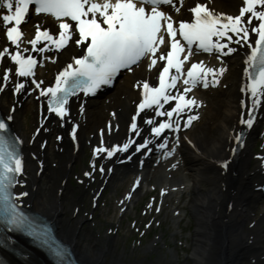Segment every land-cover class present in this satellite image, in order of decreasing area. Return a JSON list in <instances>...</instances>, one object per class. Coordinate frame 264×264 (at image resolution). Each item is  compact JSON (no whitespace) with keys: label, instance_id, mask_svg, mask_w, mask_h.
Returning a JSON list of instances; mask_svg holds the SVG:
<instances>
[{"label":"bare ground","instance_id":"obj_1","mask_svg":"<svg viewBox=\"0 0 264 264\" xmlns=\"http://www.w3.org/2000/svg\"><path fill=\"white\" fill-rule=\"evenodd\" d=\"M195 2L197 0H188L179 13L173 12L172 15L180 18L188 13V7ZM200 2L225 14H238L239 7L242 6V0ZM255 23L254 20L253 26ZM37 24H45L48 28L52 26L53 31L58 32L57 22L39 16V21L35 18V21L24 28L25 41L32 40L30 37L37 29ZM2 31L3 23L0 22V46H9ZM254 36V33H250L247 43H237L233 38L229 46L235 51L221 56L220 60L215 59V53L196 55L195 59L203 61L206 66L223 67L224 71L219 74L218 83L214 86L209 82L207 88L200 85L190 93L198 103L190 114L181 115L183 128L176 135L182 142L179 149L168 155L174 146L170 144L169 152L159 154L150 164L141 155H135L136 159H129V154L133 155L134 149H128L122 154L119 152V155L113 157H108L106 153L94 155V149L98 146L126 143L129 136L127 125L134 115L135 104L140 96L141 87L135 86L136 81L147 80L153 83L157 78L158 68L149 71V64L146 63L144 70L126 75L113 94L97 101L81 97L75 99L70 103L69 117L63 122L48 114L44 108L45 100L36 91H32L30 85L27 91L14 97L12 87L16 77L15 80H10L0 92V110L11 117V125L22 142L23 173L19 179H23L24 183L16 185V191L25 193L19 197L21 202L51 221L57 236L67 243L78 260L85 264H120L116 259L113 262H105L103 259L111 243L107 236L104 240L96 239L95 242L96 237L86 239L89 235L83 225L91 222V219L87 213L80 214L79 206L87 195L90 194L97 200L104 187L113 183L118 185L123 178L142 179L146 184L157 179L161 191L171 198L175 197L178 202H181L184 195H188V207L195 224L190 235L189 262L185 260V264H264V216L260 220L255 216L257 206L264 196V159H261L264 152L258 156L253 152L255 144L263 140L264 97L258 105V119L249 129L241 151L234 162H228L235 144V134L244 118L245 107L241 106V101L245 99V95L241 91V85L244 84L248 44L253 41ZM24 46L32 47L27 43ZM75 48L71 44L63 52L56 50L46 55L30 52L25 55L41 57L43 62L36 78L42 79L43 85L48 86L52 82L49 80L48 64L64 67L74 55ZM45 56L52 59H44ZM28 91L33 93L28 95ZM81 105L83 113L80 112ZM30 113L33 115L34 126L41 128L36 137H29L24 131L25 119ZM189 115L198 118L184 127ZM146 119H155L157 122L160 117L153 110L143 115L141 138L147 136L151 127L145 124ZM76 124L79 125V138L75 145L70 143L69 135ZM102 131L103 137L100 135ZM152 139L157 144L161 140ZM166 139L172 142L168 137ZM87 149L92 152L91 163L94 161L95 164L100 162L105 166L115 165L118 170L112 176L102 175L97 190L94 188L96 179L85 175L90 169L83 167ZM144 161L145 165L142 164ZM221 161L226 162L223 167ZM78 166H82L79 174L76 173ZM75 174L79 186L77 192L70 185V178ZM129 194L130 199L127 198ZM129 194H125L119 202L123 211H127L129 205L135 203V195ZM70 200L73 207L69 208L70 216L67 217L65 213ZM175 205L177 204L173 205L176 208L174 222L179 226L186 212ZM170 253L172 258L169 264H180L177 251ZM10 264L49 263L39 253L31 250L25 257L12 258Z\"/></svg>","mask_w":264,"mask_h":264},{"label":"snow or ice","instance_id":"obj_2","mask_svg":"<svg viewBox=\"0 0 264 264\" xmlns=\"http://www.w3.org/2000/svg\"><path fill=\"white\" fill-rule=\"evenodd\" d=\"M182 6L183 0H0V8L7 10L2 19L9 41V46H0V91L15 77L32 78L31 82L35 84L33 91L39 89L40 96L48 98L47 110L63 122L70 115L71 97L81 92L95 96L102 86L112 85L122 70L130 72L133 65L150 58L149 71L162 62V71L158 73L159 86H151L147 80L136 81L135 86L143 89V100L132 117L131 129L139 136L143 129L138 127L136 118L145 109H152L156 116L167 117L159 124L155 119L144 121L151 126L150 136L159 138L165 130L179 131L181 114L198 103L194 96L188 98V94L201 83L207 88L208 76L212 77L214 86L219 74L224 71L223 67L206 66L203 61L195 59L197 53H215V59L220 60L221 56L235 51L229 46L233 38L237 43H247L250 33H254L255 46L248 45L250 51L244 67L246 85H241V91L249 93L250 104L248 118L240 122L251 127L254 109L264 97V0H242L238 14L215 11L207 3L197 0L188 9L191 14L189 19H174L170 13H179ZM30 10L38 16L54 17L60 22L62 30L54 35L51 29L44 30L37 24L38 34L34 39L25 41L21 26L30 22ZM254 20L256 23L253 26ZM44 41L50 43L38 48L37 45ZM70 42L80 46L82 54L72 57L71 62L56 75L53 86L42 87L44 81L36 78L38 60L25 53L63 52ZM26 43L32 47L24 46ZM44 59L52 58L45 56ZM186 63L190 64L187 68ZM178 84H181V90L173 93ZM24 88L25 84L21 82L13 85V91L17 93ZM170 101H176L175 107L165 110L164 105ZM83 111L81 105L80 112ZM174 113L176 119H173ZM197 118L189 115L183 126L188 127ZM78 127L76 124L71 128L73 140ZM100 135L103 137V131ZM235 140L242 145L241 133L235 134ZM135 143L129 139L123 145L98 146L94 155L106 153L112 157L118 151H128ZM150 143L152 140L148 139L137 144L135 151L147 149ZM19 144L20 139L7 122L0 119V247L17 248L15 238L3 231L9 229L27 234L35 243L45 247L54 264H71L68 259L70 250L55 242L46 227L41 225L37 228L32 218L21 210L19 197L25 193L12 190L14 185L24 183L23 179H18L23 173ZM158 147H167L166 137ZM225 163L221 161V167ZM92 168L95 169L94 161ZM100 171H104L103 167ZM85 175L91 176L92 173L86 172ZM127 198L130 199L131 194Z\"/></svg>","mask_w":264,"mask_h":264},{"label":"rangeland","instance_id":"obj_3","mask_svg":"<svg viewBox=\"0 0 264 264\" xmlns=\"http://www.w3.org/2000/svg\"><path fill=\"white\" fill-rule=\"evenodd\" d=\"M59 66L49 65V77ZM123 83V82H122ZM34 128L33 115L25 119V133L30 136ZM264 147L257 142L253 152L261 153ZM253 162H255L253 160ZM83 167L90 169L92 177L96 179L95 188H98L101 175L95 166L91 168L90 150H86L83 158ZM82 166H78L76 173L79 174ZM131 178H123L117 184L107 186L102 192V198L98 204L94 203L92 195H87L83 203L79 206L80 214L87 213L91 222L84 224V229L89 235L88 239L96 237L97 240H104L105 237L111 239L108 246V252L103 256L105 262H113L115 259L120 264H166L164 261L171 259L168 253L169 249L177 251L178 261L185 264L189 256L191 239L195 220L188 207V195L182 197L181 202L174 197H168L163 201L162 212H157L156 208L161 203L159 197V185L156 181L152 182L153 193L145 194V189L138 198V202L124 216L121 217L118 203L120 199L130 190ZM77 175H72L70 185L76 192L78 189ZM151 185V184H150ZM147 188L149 186L147 185ZM146 188V189H147ZM152 190V188H150ZM155 191V192H154ZM181 210H186L185 220L175 227L173 205ZM96 206L95 210L93 207ZM73 207L71 200L67 204L65 215L68 217L69 208ZM255 212L257 220H260L264 214V198L259 202ZM97 239V240H96ZM101 242V241H100ZM189 262V260H187Z\"/></svg>","mask_w":264,"mask_h":264}]
</instances>
